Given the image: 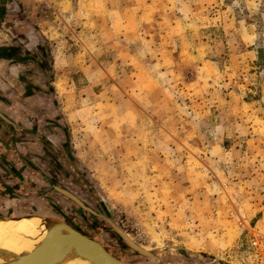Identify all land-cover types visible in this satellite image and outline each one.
I'll use <instances>...</instances> for the list:
<instances>
[{
    "label": "rangeland",
    "instance_id": "374dc122",
    "mask_svg": "<svg viewBox=\"0 0 264 264\" xmlns=\"http://www.w3.org/2000/svg\"><path fill=\"white\" fill-rule=\"evenodd\" d=\"M73 1L2 17L49 69L52 140L144 249L264 264V0ZM28 16L47 40L19 33Z\"/></svg>",
    "mask_w": 264,
    "mask_h": 264
},
{
    "label": "water",
    "instance_id": "95a60500",
    "mask_svg": "<svg viewBox=\"0 0 264 264\" xmlns=\"http://www.w3.org/2000/svg\"><path fill=\"white\" fill-rule=\"evenodd\" d=\"M4 7L5 0H0V15L3 14ZM0 120L9 127V132L20 130L28 133L25 128L15 124L1 112ZM52 150L65 168L80 181L81 188L87 198L94 206L98 205L102 212L86 205L57 181L49 179L33 163L22 160L12 145L10 146L8 140L1 139L0 169L6 173L9 179L11 176H15L20 186L19 189L8 187L4 184L7 176H0V204L2 203V196L38 201L42 195H45L54 197L57 201L63 203L67 210L62 211L54 202L47 200V203L43 200L49 209H53L61 217L40 214L12 215L8 217L0 214V222L6 220L19 222L26 219L30 223L37 224V235L34 238L26 239L30 245L29 251H14L9 247L8 240L0 236V264H142L143 262L148 264H182L169 258L171 252H177L183 257L195 259L201 264V259L196 253L183 247L167 246L155 250H145L142 246L130 240L127 234L118 226L98 192L84 178L78 167L66 156L58 153L54 147H52ZM19 168L25 170L28 175L36 176L42 180L46 187L40 188L36 183L31 182L24 171H18ZM22 187L25 188L24 191ZM70 211L85 222L87 221L86 214H90L91 220L97 222L102 229L109 230L115 236L116 240L113 243H117V245L109 244L103 240L102 231L98 232L97 236L82 231L68 215ZM21 213L28 212L21 211ZM167 259L168 263L165 262Z\"/></svg>",
    "mask_w": 264,
    "mask_h": 264
},
{
    "label": "crops",
    "instance_id": "0c3cea01",
    "mask_svg": "<svg viewBox=\"0 0 264 264\" xmlns=\"http://www.w3.org/2000/svg\"><path fill=\"white\" fill-rule=\"evenodd\" d=\"M73 2L75 7L77 3L75 0ZM60 5L61 3L58 2L56 8ZM63 8H67L66 4ZM4 16L5 12L0 15V18ZM7 20V22L2 18L0 20V112L14 121L19 119V114H29L33 118L42 115V118L47 120L49 129H54L59 120L56 110L53 109L54 97L50 92L49 69L42 56L34 53L37 46L31 41H26L25 38H17L16 32L9 29L10 18ZM27 21L19 28V33L23 32L24 37L28 39L29 34L30 37L34 34L31 31L33 30L38 37L48 39L46 33L49 29H42L44 22L41 19L35 22L31 16H28ZM32 40L38 44L37 39L32 37ZM33 46H35L34 49ZM25 115L22 121H25ZM6 135H9V128L0 120V140ZM1 172L0 169V174Z\"/></svg>",
    "mask_w": 264,
    "mask_h": 264
},
{
    "label": "flooded vegetation",
    "instance_id": "af4514ba",
    "mask_svg": "<svg viewBox=\"0 0 264 264\" xmlns=\"http://www.w3.org/2000/svg\"><path fill=\"white\" fill-rule=\"evenodd\" d=\"M7 2L8 0H5V3ZM23 115L25 114H19L18 120L16 121L11 120V121L25 128L28 131V133H25L20 130L18 131L12 130L9 132V135L2 137V139L9 141L10 146L12 145L17 155L22 160L27 161L29 163H33L38 168V170L42 172V174H44L49 179L55 182L57 181V183L63 186L68 192L73 193L86 205L93 207L86 198L81 196L82 189L79 187L80 182L76 179L75 176L71 175L67 171L65 166L59 160V157L51 149L52 146L57 150L58 153H61L63 156L68 157L67 155H65L63 151H60L58 145H56L54 140H52L51 137H54L55 135L50 133L47 120L43 119L42 115L39 116L37 115L38 118H33L30 117L29 114H26L25 121H22ZM18 171L20 172L24 171L25 174H27V172L25 170H22L21 168H19ZM1 173L2 174H0V176L6 175V173H4L3 171ZM27 176L28 179L31 180V182L36 183L40 188L46 187L43 181L37 178L36 176L33 175L30 176L28 174ZM4 184H6L8 187L15 189H19L20 186L15 176H11L10 179L7 176V179L4 181ZM70 186L71 187L78 186L79 190L76 191L73 188H70ZM22 190L24 191L25 188L22 187ZM43 200L54 202L62 211L67 210V208L63 203L57 201V199H55L54 197H47L45 195H42L39 198V200L36 201L38 205L33 203L35 209L31 208V210L28 208V206H25V202H27L26 199H22L19 197L14 198L12 196L10 197L2 196V203L0 204V214L3 213L4 216H8V217L12 215L19 216L23 214H40V215H47V216L60 218L61 217L60 214L56 213L53 209H49V207L46 205V202H43ZM30 205L32 206V204ZM17 207L23 208L24 210L27 207L30 210V212L34 211L35 213H21V211L17 209ZM39 209L40 210L44 209L47 211V213H36L40 211ZM68 215L70 216L71 219L75 220L79 224L82 231L83 230L85 231V229L89 230L90 232H93L95 230H100V228H96V223L94 221L89 220V224H86L84 223V221L80 220L77 215H73L71 211L68 213ZM87 218L88 219L90 218V214H87ZM107 234L109 233L106 231L103 234V238L104 235L106 236ZM179 262H181L182 264H199L195 259H189L186 257L180 259ZM201 264H215V263L209 260H201Z\"/></svg>",
    "mask_w": 264,
    "mask_h": 264
},
{
    "label": "bare ground",
    "instance_id": "6f19581e",
    "mask_svg": "<svg viewBox=\"0 0 264 264\" xmlns=\"http://www.w3.org/2000/svg\"><path fill=\"white\" fill-rule=\"evenodd\" d=\"M36 230L37 224L30 223L26 219L19 222L12 220L0 222V236L6 238L9 242V247L16 252L29 251L30 245L26 239L34 238L37 235ZM127 237L132 240L128 235Z\"/></svg>",
    "mask_w": 264,
    "mask_h": 264
}]
</instances>
